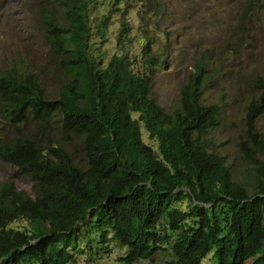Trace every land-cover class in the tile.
<instances>
[{
    "label": "trees",
    "instance_id": "1",
    "mask_svg": "<svg viewBox=\"0 0 264 264\" xmlns=\"http://www.w3.org/2000/svg\"><path fill=\"white\" fill-rule=\"evenodd\" d=\"M88 4L51 0L40 8L46 40L68 76L56 97L19 62L0 68V118L14 132L0 133V159L36 186L31 196L12 180L0 182V264H71L77 254L109 252V243L125 248L115 256L124 264L153 260L166 243V264H204L206 256V264H264V163L249 188L207 146L219 106L200 100L201 61L181 85L178 106L164 110L151 95L148 64L139 72L126 54L105 61L90 53ZM256 86L246 137L264 149L255 124L264 112L263 77ZM56 116L68 141L81 140L83 165L59 141L24 132L29 119ZM142 125L157 151L144 142ZM183 199L185 208L176 203ZM17 219L27 224L13 227Z\"/></svg>",
    "mask_w": 264,
    "mask_h": 264
},
{
    "label": "rangeland",
    "instance_id": "2",
    "mask_svg": "<svg viewBox=\"0 0 264 264\" xmlns=\"http://www.w3.org/2000/svg\"><path fill=\"white\" fill-rule=\"evenodd\" d=\"M50 5L51 0H0V68L16 61L21 69L35 71L45 95L53 98L68 76L60 63L61 54L46 40L40 8ZM88 12L90 53L105 61L113 53L126 54L139 72L148 64L147 71L153 74L151 95L166 111L178 106L181 85L201 61L200 100L219 106L217 123L206 135L207 146L224 156L234 178L252 187L258 162L264 163V149L247 139L245 117L250 100L258 95L256 79L264 78V0H89ZM255 124L264 140V112ZM58 126L56 116L42 122L29 119L23 129L43 142L59 141L83 165L81 140L68 141L69 135ZM141 128L144 142L157 151V139ZM0 133L14 134L2 118ZM5 180L31 196L36 192L30 175L0 159V182ZM176 203L182 208L188 205L187 199ZM25 224V219L11 223L13 227ZM108 245L109 252L93 259L77 254L71 264H124L117 258L125 248ZM170 258L166 243L153 260L139 258L134 264H166Z\"/></svg>",
    "mask_w": 264,
    "mask_h": 264
}]
</instances>
